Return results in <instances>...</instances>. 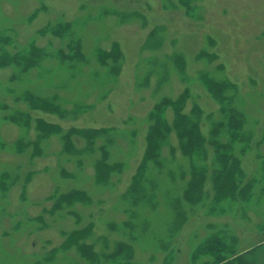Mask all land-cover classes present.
I'll return each mask as SVG.
<instances>
[{
  "label": "rangeland",
  "instance_id": "374dc122",
  "mask_svg": "<svg viewBox=\"0 0 264 264\" xmlns=\"http://www.w3.org/2000/svg\"><path fill=\"white\" fill-rule=\"evenodd\" d=\"M121 1L108 4L98 0H71L65 4L60 0H34L24 9V0H0V52L26 53L32 45L43 52L36 64L25 71L17 65L0 68L6 72L0 77V111L3 110L0 113V151L4 152L0 158V198H6L15 187L19 190L13 203L15 206L8 212L5 208L11 197L0 203V264H15L7 262V257H13L17 264H58L69 253L72 256L66 259L70 264H204L211 258L196 254V248L214 234L224 238L237 253L260 245L253 255V264H264V80L254 73L257 65H261V56L253 54L251 61L244 60L241 72L253 64V73L247 74L242 87L226 74L230 65L217 50L220 37L216 32L200 28L201 41L191 57L194 65L189 66V60L178 47L180 33L167 36V23L159 16L149 20L147 14L154 7L153 0H139L140 5L133 3L126 7L120 5ZM251 1L259 4V0L248 3L236 0L233 4L239 2L248 6ZM201 2L160 0L158 8L171 14L181 8L184 16L202 24L205 16ZM238 6L221 7V17L225 18L231 9L236 11ZM21 13L24 14L22 18L16 19ZM89 23H98L105 34H92L91 29L92 43L86 47L83 33ZM129 23H137L142 30L137 40V55L143 60L144 69L135 80L133 93L127 98V109L144 101H148L150 107L143 118L129 112L121 119L105 121L101 117L111 110L109 112V105L98 109V101L105 100L113 88L101 94L84 90L73 95L69 87L81 73L97 79L100 85H105L109 77L114 82L117 80L114 78L119 76L126 57L120 38L113 36L111 28ZM262 35L264 31L257 35V45L253 43L251 52H256V47L264 48V42L260 40ZM105 53L114 56L112 60ZM239 53L244 56L249 52L242 50ZM90 59L96 63V69L83 72ZM262 61L264 63V58ZM139 67L137 65L136 69ZM101 69L103 71H99ZM202 72L217 81H228L230 86L226 94L232 96L230 106L242 114L240 132L243 131L245 136L240 135L233 143L231 154L239 160L241 173L237 179L240 186H247L245 197L221 201L214 197L211 173L217 165L214 147L209 141L211 131L224 121V115L216 99L211 97L209 105L201 101V93L195 85L202 84ZM26 92L51 101L55 106H30L24 97ZM182 94L185 95L183 112L187 116H194L193 107L200 111L199 125L205 138L206 156L199 159L181 152L179 136L171 125L174 111L167 107L165 115L171 127L159 146V165L154 161L144 164L152 125L151 111L161 100L174 101ZM96 95H100L98 101ZM52 109L54 112H50ZM92 111L95 113L90 114ZM14 112L28 114V126L7 118ZM42 121L55 125L60 134H41ZM9 125H15L18 130L12 140L6 141ZM85 129L99 133L92 141V149L84 150L85 139L72 134L73 149L66 150L63 135ZM119 135H125L128 146L120 144ZM54 136H58L61 146L48 152L47 142ZM219 139L229 141L224 131ZM104 152L106 164L117 167L105 180L99 181L97 162ZM164 153L167 159H164ZM49 154L54 155L51 161L45 158ZM180 158L184 159L183 163L178 162ZM41 159L43 162L38 165ZM167 161L172 164L169 166ZM192 163L206 168L202 194L195 203H189L183 195ZM54 169L51 182L56 184L43 198L29 203L26 185L38 174ZM139 170L142 177L138 178L137 184L141 191L134 198L130 188ZM159 176L163 178L159 179ZM165 179L168 185H162ZM87 181L91 186L86 185ZM162 188L164 196L159 201ZM75 191L86 194L87 202L63 204L57 201L59 196ZM23 203L31 206L25 209ZM143 207L150 212L166 208V213L157 217L155 229H152V219L144 216ZM50 229L53 234L41 235ZM86 229L89 235L84 241L91 244L96 260L89 259L74 247L65 246V239L71 232ZM148 234L151 235L149 245L147 242L140 247L139 243ZM121 247L123 251L114 255Z\"/></svg>",
  "mask_w": 264,
  "mask_h": 264
},
{
  "label": "bare ground",
  "instance_id": "6f19581e",
  "mask_svg": "<svg viewBox=\"0 0 264 264\" xmlns=\"http://www.w3.org/2000/svg\"><path fill=\"white\" fill-rule=\"evenodd\" d=\"M61 3L67 4V1L70 2L71 0H60ZM86 1V0H85ZM99 2H107L108 4H118L117 1L121 0H98ZM233 1L236 0H202V10L203 15L205 16L204 22L198 23L193 19L187 18L183 15V11L181 8H178L176 12L169 13L168 10L160 11L158 8L160 5V0H153L154 7L150 12H148L149 20L154 19L155 17H160L163 22L167 23L165 29V34L167 36H171L177 32L180 33L179 40H178V47L182 48L183 53L186 55L187 59L189 60L190 64L189 66L194 65V60L192 57L193 51L196 50V47H198L201 38H200V28L205 27L206 30H209L210 32H216L220 37V43L218 45V52H220L221 57L223 60H226V62L229 63L230 71H228L229 76L235 81L241 84L243 87V84L246 83L247 74L253 73V64L249 65V68L243 73L241 72L242 64L246 61H251L253 54L260 55L261 58H264V48L256 47V52H251L253 48V43L255 42V45H257V35H260V32L264 31V3H260L263 0H259V4L252 2L250 5L247 6V4H241L239 3L240 0H237L236 4H233ZM245 3H248L249 0H243ZM254 1V0H253ZM258 1V0H257ZM34 0H24V9L28 8ZM58 2V1H57ZM96 2V1H94ZM121 6H128L137 4L140 5L139 0H122ZM233 5H239L236 11L231 9V12L229 11L228 15L224 18L221 17V7L225 6L228 8H232ZM246 5V6H244ZM73 6V5H70ZM22 8V5L20 6V9ZM234 11V12H233ZM160 13V14H158ZM15 14V13H14ZM24 14H19L16 19H21ZM1 16V13H0ZM134 21V20H133ZM34 27V26H33ZM33 27H30L32 29ZM92 29V34L96 32H104L99 28L98 23H89L88 27H86V31L83 33V40L86 47L91 45L92 43V35H90ZM113 36L119 37V43L121 44L122 48L125 51V62L124 65L120 71V74L118 77L114 78L117 79L115 82L112 81L111 77L107 78V82L105 85H100L97 81V79L92 78L89 74L81 73L75 76V78L71 81L69 92L71 91L73 95H78L82 91L87 90L92 93L101 94L104 90H107L108 88H113V92L108 95V97L105 100H99L100 95H96V100L98 101V109H103L106 106L109 105V112H105L101 118H105V121H112V120H118L124 117L129 112L131 114H134L138 118H143L145 115V112L150 107V103L148 101L140 102L134 104L131 108L127 109V98L129 95H131L134 91L135 86V80L137 79L138 75L142 72V59L139 58L137 55V50L139 47V44L137 43V40L140 39V35L142 34V30L139 28V25L137 23H129L124 24L120 26H113L111 28ZM105 34L102 33V35ZM238 37V38H237ZM261 41L264 42V35L261 36ZM235 38H237L236 42L234 43ZM243 50L244 53H246V50L249 52L248 54L242 56L239 55ZM164 54V53H163ZM260 58V59H261ZM262 59L260 60L261 65H257V71L254 72L256 75L258 74L259 78L263 81L264 80V63H262ZM98 60V59H97ZM100 64V63H99ZM139 65L140 67L136 69V66ZM96 69V63L93 62V60H89L88 65L85 67L83 72H90L91 70ZM238 69L239 71H235ZM252 69V70H251ZM103 71V69L99 70ZM6 75V72L0 71V77H3ZM63 75V72H62ZM61 76V75H60ZM243 83V84H242ZM84 84V85H82ZM178 84V83H174ZM245 86V85H244ZM262 86V82H261ZM264 87V86H263ZM261 87V88H263ZM195 88L200 91L201 93V101L206 102L207 105L211 102V95L207 92L205 88H203V84H196ZM171 89V86H170ZM80 96H77L79 98ZM3 111V110H2ZM0 111V113H2ZM95 113V111H92L90 114ZM86 117V118H85ZM84 118L88 121V115L85 114ZM98 121V120H97ZM100 122V121H99ZM18 130V127L15 125H9L6 128V131H9V133L6 135V141H10L13 139L16 131ZM120 138V144L124 146H128L126 143L127 138L125 135H119ZM174 138V137H171ZM48 140V152H52L54 150H57V148H60L61 143L58 140V136H54ZM165 149V148H164ZM4 156V152L0 151V158ZM54 155L49 154L46 155L45 158H47L48 161H51ZM164 159L166 158L165 153L163 154ZM44 158V159H45ZM167 159V158H166ZM43 162V160L38 161V165H40ZM178 162H184V159L180 158L178 159ZM168 165L170 166L172 163L170 161H167ZM54 170H51L50 172L46 174H38L35 176L34 180L26 185V192L29 197V203L30 201H38L41 198H43V195L45 192H47L49 189L52 188L53 184L51 179L54 177ZM159 179L163 178L162 176L158 177ZM62 184V182H60ZM63 185V184H62ZM87 186H91L89 181L86 183ZM162 185H168V181L165 179L164 183L162 182ZM42 186V187H41ZM93 187V186H92ZM19 193V190L17 187L13 188L8 196L6 198H0V203H4L6 201H9V197H11V201L9 202L8 206L5 208V212H8L9 209H12L11 207H14L15 204H13L17 198V195ZM1 195V193H0ZM11 195V196H10ZM161 196V197H160ZM162 196H164L163 188L159 190L158 199L161 201ZM23 203V207L29 208L31 205ZM32 211V210H31ZM166 208L163 207L162 209L158 211H152L150 212L146 207L142 208V212L144 213V216L149 217L152 219V229L156 228V224L158 223L157 217L159 215H164L166 212ZM26 217H29L27 215ZM49 234H53V230H48L42 233V236H46ZM151 234V233H149ZM144 237L143 240L139 243L140 247H143L145 245L144 243L148 242V245L150 243L151 235ZM71 253L69 255H66V258H71ZM64 258V261L59 262L58 264H70L67 262L68 259ZM7 262H14L17 264L15 259L12 257H7ZM1 264H3L1 262Z\"/></svg>",
  "mask_w": 264,
  "mask_h": 264
},
{
  "label": "trees",
  "instance_id": "16d2710c",
  "mask_svg": "<svg viewBox=\"0 0 264 264\" xmlns=\"http://www.w3.org/2000/svg\"><path fill=\"white\" fill-rule=\"evenodd\" d=\"M78 44L75 48L77 51ZM41 50L35 46H30L28 51L16 54H10L5 51L0 52V68L6 67L8 65H17L20 67L21 71H25L36 62L42 56ZM78 53V52H77ZM109 53V52H108ZM106 56L112 60L109 54L105 53ZM77 55V54H76ZM209 58H212L211 55ZM179 59H176L177 64H179ZM202 84L207 92L211 95L213 99H216L219 104H221V109L224 115V121L216 124V128L211 131L210 144L214 147V156L216 157V167L212 169L211 182L212 189L214 191V197L217 201L223 199H236L237 197H245L248 194L247 186L242 187L238 183L240 180L237 179L240 176L239 160L231 154L232 145L234 142L239 140L240 135L244 137L243 131L240 132L242 127V114L237 111L236 108H231V97L226 94L227 88L230 84L227 80L217 81L214 78L208 76L206 73H201ZM25 99H27L30 106H39L43 104L47 107L55 106L51 101L43 100L34 97L29 92L24 94ZM43 101V102H42ZM185 101V95L182 94L177 100L171 101L169 99L161 100L150 113V119L152 125L149 127L147 145L145 148V154L143 156V163L147 161H154L156 165H159V146L162 140L167 135L171 125L174 126L177 135L180 139V149L181 152L187 156H194L202 159L206 156L207 149L205 147V138L203 137L200 129V111L196 107H193L192 113L193 117H189L183 112ZM167 107L173 108L174 120L170 123L167 120L165 111ZM54 110H50V112ZM12 122L16 124H23L28 126L30 117L26 113L14 112L7 117ZM40 133L49 134H60L55 125H48L45 121L40 124ZM229 137V141L222 142L219 139V135L222 131ZM72 134H76L77 138H84L85 147L84 150H91L93 143L92 141L99 136L97 131L92 129L78 130V131H68L63 135L64 148L66 150L73 149ZM103 148V146H102ZM75 149V148H74ZM79 150V149H76ZM104 151V150H103ZM102 155V154H101ZM103 157L99 159L98 168L96 172V177L99 181L105 180L109 172L116 168L117 166L106 164V153L104 152ZM142 171V167L140 168ZM135 175L131 185V196L136 197L135 194L141 191L140 186L137 184L138 178L142 177V172ZM206 168L199 164L192 163L191 166V176L184 190V196L189 201V203H195L200 199L203 189L204 174ZM140 173V174H139ZM86 195V194H85ZM79 192H72L59 196L57 200L60 203H74L87 202V196ZM264 230V227H263ZM86 232V233H85ZM264 233V232H263ZM89 235L88 229L81 231H73L65 239V246L74 247L81 254L89 256V259L96 260V255L93 254V248L91 244H88L84 239ZM119 245V244H118ZM263 246V244H261ZM232 245H227L225 239L221 236L214 234L206 238L203 242L199 244L196 248V254L209 256L211 260L204 261V264H253V255L256 253V248L253 247L245 252L237 253L236 250L231 248ZM125 247V246H123ZM122 248V247H121ZM123 251V248H117L114 255H118L119 252ZM126 264V263H122Z\"/></svg>",
  "mask_w": 264,
  "mask_h": 264
}]
</instances>
